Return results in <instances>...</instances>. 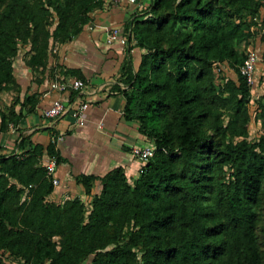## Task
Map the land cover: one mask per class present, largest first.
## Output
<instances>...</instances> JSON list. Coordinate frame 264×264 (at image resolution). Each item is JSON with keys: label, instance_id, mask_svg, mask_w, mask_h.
Instances as JSON below:
<instances>
[{"label": "trees", "instance_id": "obj_1", "mask_svg": "<svg viewBox=\"0 0 264 264\" xmlns=\"http://www.w3.org/2000/svg\"><path fill=\"white\" fill-rule=\"evenodd\" d=\"M103 1L0 0V97L14 94L0 106V132L34 105L19 97L20 49L25 66L43 73L54 45L79 35ZM261 7L260 0H152L130 20L126 51L137 48L140 59L136 69L130 60L123 68V116L138 124L153 156L132 184L116 168L99 179L89 204H58L48 199L55 186L41 163L45 155L58 163L55 145L24 150V137L16 154H0V264H7L2 252L20 264H85L89 257L88 264H264V101L251 143L253 86L239 72L237 50L252 38L247 19ZM215 64L233 68L236 80L217 85ZM95 180L76 182L90 196ZM24 192L29 199L21 202Z\"/></svg>", "mask_w": 264, "mask_h": 264}, {"label": "crops", "instance_id": "obj_2", "mask_svg": "<svg viewBox=\"0 0 264 264\" xmlns=\"http://www.w3.org/2000/svg\"><path fill=\"white\" fill-rule=\"evenodd\" d=\"M151 2L137 0L136 5H127L104 0L79 35L67 43L54 45V56L50 57L43 73L32 72L21 61L16 74L14 65V76L21 88L20 100L30 96L34 105L33 109L31 103L23 108L25 116L18 125L10 124L6 131L0 132V154L8 155L17 150L16 146L24 137V150H28L34 145L45 148L52 133L62 136L55 145L58 163L54 178L58 184L48 198L50 201L60 204L79 198L89 204L91 196L100 192L99 179L116 168L123 169L130 184L138 178L143 161L131 154L132 148L153 146L139 134L138 124L123 116L125 87L121 79L127 60L137 68L140 51L133 48L128 55L124 42L118 40L108 45L105 40L113 29L123 36L126 24L140 18ZM77 80L83 82L80 90L73 89ZM5 95L14 98L12 93H4L1 98ZM56 100H61L69 109L58 118L46 119L44 112ZM11 101L1 105L2 110ZM80 102L88 106L82 123L73 113ZM83 175L97 178L90 196L76 182Z\"/></svg>", "mask_w": 264, "mask_h": 264}, {"label": "rangeland", "instance_id": "obj_3", "mask_svg": "<svg viewBox=\"0 0 264 264\" xmlns=\"http://www.w3.org/2000/svg\"><path fill=\"white\" fill-rule=\"evenodd\" d=\"M58 2H62V0H58ZM262 7L259 12L254 15L251 19H247L249 23V31L253 34L250 40H246L237 45L238 52L245 58L248 53H254L257 56V63L255 69V83L251 88V96L250 103L248 105L250 111V121H249V129H248V141L254 143L257 141L258 136L260 135V122L257 121L256 116L257 105L258 103L264 101V0H260ZM56 23V16L54 13L51 15L49 19V27L50 29L54 27ZM26 50L20 49L18 54V60L15 65L16 74L18 72L21 61H23V56ZM224 71L221 73L214 74L217 85H221L226 79L230 78L236 80V74L233 68L229 66H224ZM12 99L5 95L2 98L0 97V106L6 105L5 103H9ZM29 196L26 192H24L21 196V202L24 200H28ZM259 242L261 246V250L264 253V239L261 232L259 231ZM92 257L85 262L88 264L91 261ZM1 260L3 263L7 264H20L18 260L11 258L8 253H1Z\"/></svg>", "mask_w": 264, "mask_h": 264}, {"label": "built area", "instance_id": "obj_4", "mask_svg": "<svg viewBox=\"0 0 264 264\" xmlns=\"http://www.w3.org/2000/svg\"><path fill=\"white\" fill-rule=\"evenodd\" d=\"M112 3L115 4H127V5H136L137 0H110ZM122 41L126 44V38L125 36L121 35V33L116 30H110L106 35V44H112L116 41ZM256 63H257V56L254 53H248L244 60L242 65L239 67V72L241 76L245 79L248 86H253L255 82V69H256ZM216 72L220 73L222 71V67L220 64H215ZM83 88V82L80 80H77L73 84V89L80 90ZM87 104L85 102H80V104L77 105V108L74 110V114L76 115V119L82 123L83 122V114L87 109ZM69 108L65 106V104L61 100H56L52 103V105L44 112V117L46 119H54L62 116ZM62 140V136L59 135H52L50 137V143L56 145L58 142ZM155 151L154 147H145V148H132L131 154L134 156L139 157L143 163L148 161ZM17 150H15L16 154ZM42 165L44 166L46 170L47 176H50L52 179V184L56 186L58 184V181L56 178H54V173L56 171V158L54 156H43V159L41 161Z\"/></svg>", "mask_w": 264, "mask_h": 264}]
</instances>
